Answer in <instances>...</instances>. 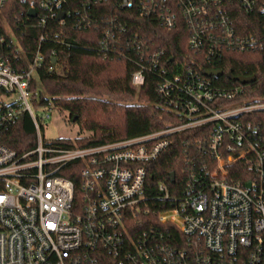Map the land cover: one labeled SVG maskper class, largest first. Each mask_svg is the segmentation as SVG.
<instances>
[{"label":"built area","instance_id":"2783aa9c","mask_svg":"<svg viewBox=\"0 0 264 264\" xmlns=\"http://www.w3.org/2000/svg\"><path fill=\"white\" fill-rule=\"evenodd\" d=\"M7 2L0 0V134L28 115L37 144L24 154L0 144V264H264V127L247 120L264 114V100L235 103L247 85L216 86L205 75L228 52L263 50V39L245 34L236 21L238 12L257 15L264 32V0H22L28 19L44 32L70 23L90 29L99 21L100 53L126 58L127 43L140 58L133 85L141 88L146 74L157 75L165 106L180 116L179 125L162 131L83 149L45 143L35 111L50 114L54 106L36 105L39 93L31 88L45 56L39 49L26 60L3 15ZM129 12L164 30L180 29L197 54L195 64L185 63L170 78L161 53L144 52L139 35L126 40ZM11 61L27 69L17 73ZM204 130L213 167L192 174L179 198L159 183L171 208L143 229L148 167L174 136ZM238 163L249 169L242 182L230 178ZM74 164L81 168L80 204L74 183L59 176Z\"/></svg>","mask_w":264,"mask_h":264},{"label":"trees","instance_id":"16d2710c","mask_svg":"<svg viewBox=\"0 0 264 264\" xmlns=\"http://www.w3.org/2000/svg\"><path fill=\"white\" fill-rule=\"evenodd\" d=\"M27 10L28 6L22 0H8L3 15L28 62L33 60L39 49L45 56L36 80L31 83L34 94L36 91L39 93L38 96L34 95V103L44 106L51 104L67 112L70 123L78 125L81 132L90 135L75 141L56 140L52 142L55 146L62 149L99 147L136 139L181 123L180 116L169 110L159 95L157 88L160 78L157 75L146 74L145 84L141 88L133 85L132 75L138 69L136 61L140 58L127 43L121 48L126 58L115 54L104 57L100 53L103 28L99 21L90 29L80 30L70 23L62 29L54 25L52 31L46 29L44 32L37 21L28 19ZM124 16L128 18L126 40L139 35L144 52L161 53L160 61L170 72V78L185 63L191 66L195 64L197 54L188 49V37L183 36L180 29L164 30L140 19L133 12ZM236 23L245 34L264 41L261 17L238 12ZM43 34L46 42L41 44ZM55 35H58V39H55ZM52 51L57 53L56 63L51 58ZM226 57L217 67L223 76L209 80L216 86L234 87L240 84L233 82L231 77H255L256 81L245 86L244 94L235 103L264 100V48L250 52L231 51ZM10 63L17 73L27 69L23 61ZM196 63L206 67L202 60ZM247 120L261 123L264 127V114L249 116ZM207 139V130L178 134L171 139L170 147L159 160L148 167L143 229L155 222L157 214L171 208L170 203L161 199L157 189L159 183H165L171 196L179 198L192 174L198 175L202 169L213 167L215 159L208 152ZM0 144L19 154L33 150L37 138L31 118L24 115L15 126L2 130ZM247 169L244 163L236 164L230 169V178L242 182ZM80 173L81 168L74 164L59 174L74 183L76 204L81 203ZM172 174L175 175L174 181ZM173 233L177 235V232Z\"/></svg>","mask_w":264,"mask_h":264},{"label":"rangeland","instance_id":"374dc122","mask_svg":"<svg viewBox=\"0 0 264 264\" xmlns=\"http://www.w3.org/2000/svg\"><path fill=\"white\" fill-rule=\"evenodd\" d=\"M5 102L7 105H10L14 102V99H5ZM35 113L41 119L42 135L47 144L61 139L75 141L78 138L90 136L88 133L81 132L78 125L70 123V117L67 112L61 111L56 107L52 108L50 114L47 110H36ZM46 114L49 116L48 119L44 118Z\"/></svg>","mask_w":264,"mask_h":264},{"label":"water","instance_id":"95a60500","mask_svg":"<svg viewBox=\"0 0 264 264\" xmlns=\"http://www.w3.org/2000/svg\"><path fill=\"white\" fill-rule=\"evenodd\" d=\"M29 18L31 19H35L36 18V12L35 11H30L28 14ZM63 15H61L60 20L63 19ZM56 63V60L54 61ZM207 77L211 78V77H221L223 76V72L218 70V71H208L205 74ZM231 80L233 82H238L241 85H251L252 83H254L256 81L255 77H231ZM73 122H75V120H73ZM172 181H174L175 179V175L172 174L171 175Z\"/></svg>","mask_w":264,"mask_h":264}]
</instances>
